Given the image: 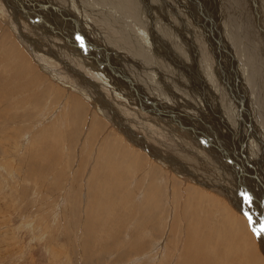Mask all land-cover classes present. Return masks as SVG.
<instances>
[{
  "label": "rangeland",
  "instance_id": "rangeland-1",
  "mask_svg": "<svg viewBox=\"0 0 264 264\" xmlns=\"http://www.w3.org/2000/svg\"><path fill=\"white\" fill-rule=\"evenodd\" d=\"M92 1L97 3L100 0ZM170 1L174 2L135 0L140 7L133 15V21L117 19L119 26L132 36H154L148 54L142 53L150 59L149 63L145 59V64L129 55L120 42L125 36L120 37L116 30L119 27L113 26L107 17V22L91 18L90 15L99 14V11L93 8L94 14H91L90 7L82 0H0V264H202L209 256L223 264H264L262 238L252 232L254 227L248 218L232 209L233 205L224 200L225 196L220 195L218 188L212 187L215 192L209 188L211 183L217 182L215 179L220 178L221 168L217 165L212 172L206 170L207 174L200 173L203 179L197 177L198 171L191 169L194 177L188 178L182 172L183 166L173 165L169 157V153L173 154L174 141L149 123L155 117L153 112L157 111V107L159 114L169 122L173 121L174 125L170 124L173 129H180L179 132L186 134L184 137L188 143L200 142L202 138L199 136L203 134L208 137L210 120L212 128L217 129L215 122L220 118L217 109L211 106L208 111H202L198 103L195 104L194 97L197 99L200 96L194 89L195 84L203 88L210 100L205 91L206 74L201 72L203 77L206 76L204 79L199 71V77L195 75L194 80L190 73L196 71L195 67L191 66L188 71L183 69L179 54L170 50L171 47L182 51L181 47H185L189 49L186 50L189 56L192 46L205 49L200 42L191 46L188 40L191 33L207 41V32H214V46L226 49L219 48L221 51L215 58H210L208 54L205 56L203 52L199 54L205 64L207 61L214 62L236 80H240L237 76L240 71L236 70L242 68V64L232 55L230 47L235 50L239 43L244 47L252 46L249 54L252 65L249 69L254 74L257 72L256 77L257 74L261 76L264 86V0H243V13L235 11L238 20L235 17L237 28L234 29L240 34L238 43L232 38L224 42L218 38L225 32L223 20L234 12L230 7L231 0H195L199 7L192 9V15L197 18L199 27L192 23V26L184 24L188 19V12L184 10L181 15L184 19L179 21L186 28H179L181 33L174 30L172 35L176 46L168 47L163 34H167L166 22L171 14L167 16L164 4L171 10ZM115 5V9L122 10ZM146 5L150 6L148 14ZM54 8L56 12H53ZM229 9L232 12L229 13ZM92 22L93 26L89 28ZM157 26L163 33L160 38L151 33ZM198 28L204 33L203 38L197 33ZM96 30L104 33L105 38H112L111 42L116 39L117 50L112 47L114 42L110 46L107 41L102 43ZM47 37L52 38L55 44H44ZM95 37L98 39L95 40ZM85 43L90 47L86 48ZM34 46L53 54L49 59L51 63L43 62ZM55 48L62 50L63 54L55 53L58 52ZM108 52L111 55L115 53L109 57ZM106 57L108 68L102 67L100 62H104ZM192 58V55L188 57L190 61ZM224 58L227 60L225 66ZM235 60L237 63L233 64ZM13 61H16L15 64ZM49 66L53 75L48 71ZM231 66L236 73L230 72ZM98 73L101 75H96ZM109 73L113 81L108 78L111 86L107 87L106 82L103 84L101 81ZM181 81H186L187 85L183 87ZM73 85L76 89H71ZM87 89L94 98H87L78 92ZM242 90L238 88V96H241L239 92L242 93ZM162 101L173 104V108L181 107L183 115L163 114L171 109ZM244 103L248 105L228 110L231 121L236 125V131L232 128L236 141L232 143L229 140L227 144L222 125L217 130L219 136L223 135L224 138L220 137L226 147L233 152L232 156H238L241 148V153L247 152L244 155L250 160L249 170L254 172L258 168L261 170L256 159L264 158V153L254 155L252 145L257 142L250 129L257 123L256 111L251 109L249 101ZM191 104H195L198 110ZM100 108L105 110L103 114ZM214 147L221 152L217 146ZM150 148L162 156L163 161L149 154ZM241 153L239 157H242ZM262 162L264 165V160ZM246 183L248 186L249 181L246 180ZM147 188L150 198H146ZM247 190L253 192L254 188L249 185ZM226 209H231L234 219L241 223V240L234 238L232 233L233 238L230 234L225 236L227 239L220 238L222 231H232L229 226L219 223L224 222L222 217ZM258 222L262 223V220ZM205 235L210 238L207 243L203 240ZM210 241L214 243L212 246ZM199 242L201 246L197 248ZM215 255L217 259L213 258Z\"/></svg>",
  "mask_w": 264,
  "mask_h": 264
},
{
  "label": "bare ground",
  "instance_id": "bare-ground-1",
  "mask_svg": "<svg viewBox=\"0 0 264 264\" xmlns=\"http://www.w3.org/2000/svg\"><path fill=\"white\" fill-rule=\"evenodd\" d=\"M54 1V0H53ZM73 1V0H72ZM83 3L89 8L90 7V13L91 14H94V12L92 11L93 8L97 9L95 10L96 12L99 11V14L96 13L95 15H90L91 18H95L97 19V22L98 21H102V22H107L109 19L111 20V22L113 23V26H116V27H119L118 29H116L119 33H120V37H123V39L120 40V42L122 43V45L125 47V49L127 50V52L129 53V55H132L134 57V59L136 60L137 58L138 59H141V62L144 61L145 64H147V61L149 63V60L148 58H146L144 55H142L143 52H146L148 54L149 52V49H150V46L153 44V37L152 35H145V36H141V37H137V36H132L130 32H128L126 29L122 28L119 26L118 22H117V19H127V20H131L133 21V15L134 14H137L138 11H139V7H140V4H137V2H134L135 0H114L115 3H112L110 0H100L99 2L97 3H93L92 0H82ZM183 1V2H182ZM182 1H177V0H174L173 1H170L169 2V8L171 10L168 9V7L166 6V4H164L165 6V9L167 11V16L169 14H171L166 22V26H167V34H163L161 32V30H158V26L154 28V31L151 30V33L154 34L155 36L159 37L160 38V35L163 34L165 40L164 42H166V44L169 46H176V41L173 40V33H174V30L176 31H179V28L181 27H185L183 24L181 25L180 24V21L179 19H184L182 18V14L184 13V10H186V12H188V19L186 20V22H184V24L186 26H189L192 24L194 26H198V23H197V18H194V16L192 15L193 12H192V9H196L199 7L198 5V2H196L195 0H182ZM41 2V1H40ZM45 2V1H44ZM175 3V4H174ZM229 3V2H228ZM227 3V4H228ZM118 7H121L122 10H119V9H115L116 5ZM41 5V4H40ZM39 5V6H40ZM51 5V4H50ZM83 5V4H81ZM98 5H103V7L99 8ZM143 5V4H142ZM226 5V3H225ZM224 5V6H225ZM263 5V4H262ZM222 6V8L224 7ZM229 6V5H228ZM38 7V6H37ZM76 7V6H75ZM92 7V8H91ZM230 7L232 8V10L234 11L233 14L231 13L230 15H227L228 17H226V19L223 20V27H224V30L225 32L222 33V35H219L218 38L221 42H224V41H230V39L232 38L234 41H239L240 37L238 35V33H236V30L234 29L236 27V24H237V20H238V15L237 17L234 15L235 11L238 12V13H243L241 10L245 9V5H244V2L243 0H231V3H230ZM40 8V7H39ZM99 8V10H98ZM185 8V9H184ZM225 8V7H224ZM227 8V7H226ZM107 9V10H106ZM150 9V6L146 5V14H148V10ZM228 9V8H227ZM143 10V9H142ZM218 10V9H217ZM223 10V9H222ZM221 10V11H222ZM229 13L232 12L230 9L228 10ZM53 12H56L55 11V8L53 10ZM219 12V10L217 11ZM215 12V14L217 13ZM221 13V12H219ZM248 13V12H247ZM11 14V13H9ZM36 14V13H35ZM214 14V15H215ZM249 14V13H248ZM47 15V14H46ZM49 15V14H48ZM47 15V16H48ZM182 15V16H181ZM186 15V14H185ZM87 16V15H85ZM96 16V17H94ZM221 16V14H219V16L217 15L218 19L219 17ZM247 16V15H246ZM251 16V15H250ZM49 17V16H48ZM47 17V18H48ZM89 17V16H88ZM106 17L109 18L107 21H106ZM113 17V19H111ZM237 20H236V18ZM240 17V16H239ZM90 18V19H91ZM242 18V16H241ZM222 19V17H221ZM248 19V18H246ZM9 21V20H8ZM7 21V23H9ZM92 21V19L90 20ZM94 21V20H93ZM16 22V21H15ZM175 22V24H174ZM229 22V23H228ZM247 22V21H246ZM96 23V22H95ZM100 23V22H99ZM98 23V24H99ZM192 23V24H191ZM87 24V23H86ZM93 22L91 23V26L92 27L93 25ZM97 24V25H98ZM103 24V23H102ZM189 24V25H188ZM106 25V24H105ZM181 25V26H180ZM221 25V24H220ZM10 26H11V23H10ZM109 26V25H107ZM163 26V25H162ZM227 26V27H226ZM229 26H230V32H229ZM232 26V27H231ZM239 26V25H238ZM109 28V27H108ZM186 28V27H185ZM221 28V27H220ZM237 28V27H236ZM240 28H243V27H240ZM239 28V29H240ZM84 29H87V27H85ZM95 29V28H94ZM113 29V28H112ZM161 29V28H160ZM165 29V28H164ZM196 29V28H194ZM200 28H198L199 30ZM109 30V29H108ZM114 30V29H113ZM182 30V29H181ZM190 30V28H189ZM193 30V29H192ZM197 30V29H196ZM222 30V29H221ZM223 30V31H224ZM15 31H17L15 29ZM19 31V30H18ZM26 31V30H25ZM30 31V30H29ZM97 31V30H96ZM191 31V30H190ZM195 31V30H194ZM245 31V30H243ZM87 32V31H86ZM238 32V30H237ZM242 32V31H241ZM97 37H99V39L102 38V40L100 42L104 43L107 41V45L110 46V44H112L114 42V45H112V47H115L113 49L117 50V43H116V39L115 41H112V38H105L104 36V33L100 32V31H97ZM117 33V32H116ZM129 33V34H128ZM181 33V32H180ZM202 38L204 37V33L203 32H197ZM214 32H207V41H203L201 38H198V36L196 35H193L192 36V33L190 35H188V40L191 44V46L193 45L194 42H200V43H203V46L205 49H197L195 46H192V50H190V53L192 55V61H190L188 59L189 55L188 56V53L186 52V50H189L188 48L185 49V47H181L182 48V51L180 50H177L175 48H171L170 47V50H172V52L175 54V52H177V54H179V59L181 60V62L183 63V69H185L186 71H188L187 69H189L191 66L195 67V72L194 71H191L190 75L191 77L194 79L195 78V75L198 76L199 74V71L200 73L202 72L203 74H206L207 76V84L205 85L206 87V90L208 92V95L210 96V100L208 98H206V95L205 93L203 92V88L200 89V87H198L196 84H195V91H198V94L200 96H197V99L196 97L195 98V104L198 103V107L203 111L206 109V111H208L209 109H211V106H213L214 109H217V116H219V120H216V124H217V129L218 128H221L220 125H222V129L224 130V137H225V142L228 144L229 143V140H231V142L233 143L234 140H235V134L234 132L232 131V128L233 130L236 131V125L233 121H231L230 119V112L228 111L230 108H237V107H240V108H243L245 107L246 105L248 104H245L244 102L246 101H249L250 103V107L251 109H254L256 111V124L253 126L252 129H250L251 131H253L252 133L255 135L254 136V139L256 138V141L255 143L257 142L256 145H252V147L254 146V151L255 152H258V153H255L254 151V155L256 156L257 154H261V153H264V86H263V81H262V78L261 76L259 77L258 74H257V77H256V73L254 74L253 70L252 69H249V65H252V62L250 64V61H249V54H250V51L252 48V46H247V47H244L242 46L240 43L238 44V46H236V49L233 50V47H230L231 49V53L232 55L236 58L237 61H239L241 64H242V68H238L236 71H240L239 74H237L238 78L240 80H236V78H232V75L224 68H221L217 65L214 64V62H210L207 61L208 63L205 64V62H203V57L199 54L201 52L204 53V55L206 56V54H208L210 56V58L214 57L215 58V55L218 54L217 52L219 51L220 53V49H222L223 51L226 49L225 47L221 46V47H215L214 44H213V41H214V35H213ZM229 33V34H228ZM240 33V32H239ZM185 34V33H183ZM255 34V33H254ZM95 35V34H94ZM115 35V34H114ZM248 36V35H247ZM244 37V40L246 39V37ZM251 36V34H250ZM259 36V34H258ZM264 36V35H263ZM261 37V36H259ZM96 38V37H95ZM116 38V37H115ZM253 38V35L251 36V39ZM3 39V37L1 38ZM98 38H96L95 40H97ZM106 39V40H105ZM187 39V37H186ZM248 39V38H247ZM63 40V39H62ZM94 40V38H93ZM123 40V42H122ZM2 41V40H1ZM59 41V40H58ZM86 41V40H85ZM254 41V40H253ZM261 41V40H260ZM259 41V42H260ZM44 41L40 42L43 43ZM56 42V41H55ZM66 42V41H65ZM64 42V43H65ZM84 42V41H83ZM258 42V43H259ZM262 42V41H261ZM55 44L54 42H52V38L48 39L47 37V40L46 42H44V44ZM92 43V42H91ZM199 43V44H200ZM243 43V42H242ZM246 43H248V41L246 40ZM263 43V42H262ZM36 44V43H35ZM44 44H42L44 46ZM119 44V43H118ZM162 44V43H160ZM244 44V43H243ZM253 44V43H251ZM38 45V43H37ZM58 45L62 48V44L61 43H58ZM85 47H90V44H84ZM106 45V46H107ZM148 45V46H147ZM165 45V44H164ZM234 45V44H233ZM237 45V44H236ZM247 45V44H246ZM259 45V44H257ZM9 46V45H8ZM20 46V45H19ZM47 46V45H46ZM92 46V45H91ZM255 46V45H254ZM69 47V46H68ZM82 47V46H81ZM101 47V46H100ZM120 47V46H118ZM201 47V46H200ZM256 47V46H255ZM35 48V46L33 47ZM32 48V49H33ZM66 48V47H65ZM97 48V47H96ZM107 48V47H106ZM105 48V49H106ZM160 48V47H159ZM55 49H58L57 51L58 52H55V53H61L63 54V51L59 50V48H55ZM158 49V48H157ZM260 49V48H258ZM34 50V49H33ZM36 52H39L40 54V59L47 63L49 62V59H50V55L54 56L53 54H48L46 50H39V48H35ZM109 50V49H108ZM113 50V51H115ZM65 51H68V49H66ZM75 51V50H74ZM77 51V50H76ZM83 51V50H82ZM132 51V53H131ZM148 51V52H147ZM41 52H43V54H41ZM54 52V51H52ZM111 53V51H109ZM108 52V53H109ZM124 52V51H122ZM126 52V51H125ZM152 52V51H151ZM16 53V52H14ZM32 53V52H31ZM65 53V52H64ZM73 53V52H72ZM75 53V52H74ZM109 53V54H110ZM115 53V52H114ZM113 53V54H114ZM141 53V54H140ZM167 53V51H166ZM165 53V54H166ZM212 53V55H210ZM66 54V53H65ZM112 54V55H113ZM120 54V53H119ZM145 54V53H144ZM48 55V56H47ZM68 55V54H67ZM77 55V54H76ZM111 54L109 55L112 56ZM121 55V54H120ZM146 55V54H145ZM13 56V55H11ZM39 56V55H38ZM37 57V59H39V57ZM47 56V57H46ZM117 57L119 55H116ZM154 56V55H153ZM15 57V56H14ZM115 57V55L113 56ZM122 57V55H121ZM121 57L119 58L121 61ZM151 57V56H150ZM17 58V57H16ZM15 58V59H16ZM89 58V57H87ZM123 58V57H122ZM14 59V58H13ZM78 61H80L79 58H77ZM106 59V60H105ZM103 62V60H101V64H102V67L104 68H108V58L106 57ZM118 59V60H119ZM137 59V60H138ZM147 61H146V60ZM153 59V58H152ZM257 60H259V58H256ZM256 59H255V63H256ZM87 60V59H86ZM208 60V59H207ZM213 60V59H212ZM235 60V63H237V61ZM252 60V59H250ZM22 61V60H20ZM37 61V60H36ZM60 61V60H59ZM163 61V60H162ZM168 61L170 62L171 61V58L170 56L168 57ZM16 62V61H13V63ZM18 62V61H17ZM29 62V61H28ZM63 62V61H62ZM124 62V60L122 61ZM161 62V61H160ZM159 62V63H160ZM166 62V61H165ZM264 62V61H263ZM39 63V62H38ZM51 63V62H49ZM104 63V64H103ZM137 63H140V61H138ZM167 63V62H166ZM227 63V60L224 58L223 59V66H225ZM15 64V63H14ZM23 64V63H22ZM48 64V63H47ZM64 64V63H63ZM92 64V62H91ZM90 64V66H92ZM169 64V63H168ZM17 65H19L17 63ZM88 65H89V62H88ZM87 65V66H88ZM94 65V64H93ZM124 65V64H123ZM128 65V64H127ZM150 65V64H149ZM148 65V67H149ZM11 66V65H10ZM9 66V67H10ZM21 66V65H20ZM141 66V65H140ZM154 66V65H153ZM237 66V65H236ZM25 67H27V65H25ZM53 67V66H52ZM66 67H68V64H66ZM89 67V66H88ZM234 67V66H233ZM231 66L230 68V72L233 73L236 71L235 70H232L233 68ZM13 69V67H11ZM50 66L48 67V71L50 72V74H52L51 70H49ZM81 68V67H80ZM110 68V67H109ZM192 68V67H191ZM256 68H258V66H256ZM5 69V68H4ZM10 69V68H8ZM154 69V68H153ZM106 71H110L109 69H105ZM12 71V70H11ZM178 70L175 69V72H177ZM148 72V71H147ZM171 72H173L171 70ZM174 72V73H175ZM13 73V72H12ZM10 73V74H12ZM24 73V72H23ZM56 73V72H55ZM93 73V72H92ZM151 73V72H150ZM202 73L200 76H202ZM178 75H180V72H177ZM188 74V73H187ZM53 75V74H52ZM96 75H101L100 73L96 74ZM189 75V74H188ZM12 76V75H11ZM205 76V77H206ZM57 77V76H56ZM94 77V76H93ZM152 77V76H151ZM188 76L186 75V78ZM199 77V76H198ZM197 77V78H198ZM203 77V76H202ZM205 77H203L205 79ZM102 78V76H101ZM104 81H101L103 84L106 82L105 85H107V87H109V82L107 81L108 78H110L112 81V75L111 73H109L108 76H104ZM190 78V77H188ZM89 79V78H88ZM87 79V80H88ZM96 79V78H95ZM191 79V78H190ZM196 79V78H195ZM194 79V80H195ZM81 80V79H80ZM82 81V80H81ZM95 80H93L94 82ZM199 81V80H198ZM5 82V81H4ZM3 82V84H4ZM85 81H83V84ZM197 82V81H196ZM201 82V80H200ZM203 82V81H202ZM217 82V83H216ZM127 83V82H126ZM182 86L185 87L187 84L186 81L182 82ZM194 84V83H193ZM100 85V84H99ZM201 85V84H200ZM86 86V85H85ZM88 86V85H87ZM102 86V85H100ZM111 86V85H110ZM106 87V88H107ZM3 88V87H2ZM76 89V87L73 85L71 86V89ZM121 88V87H120ZM125 88V87H124ZM159 88V87H158ZM238 88H243L242 90V93L239 92V95L241 96H238ZM94 89V88H93ZM193 89V88H192ZM200 89V90H199ZM245 89V90H244ZM182 90V89H181ZM111 91H114L116 93V91L114 89H111ZM148 91V90H147ZM78 92H81V94L84 96H86L87 98H94L93 97V93L91 94L90 93V89L86 90V91H79ZM87 94H86V93ZM129 92V90H128ZM193 92V91H191ZM151 94V93H150ZM235 94V95H234ZM182 95V94H181ZM195 95V93H194ZM204 96V97H201ZM98 96V95H97ZM184 95H182L183 97ZM196 96V95H195ZM201 97V98H200ZM223 98V101L221 102V99ZM98 99V98H97ZM131 99V98H130ZM166 99V98H165ZM168 99V98H167ZM241 101V102H240ZM96 103V102H95ZM159 103V102H158ZM163 103V101H162ZM164 105H167V107L169 108L170 111H164L163 109H161L163 112V114H171V116H177V114H182L183 115V111L180 108H177L175 106V108H173L172 106H174L173 104L171 105V103H168L167 101H165L163 103ZM161 104V105H163ZM194 104V106L196 107V105ZM120 105V104H119ZM143 105V104H142ZM177 105V104H175ZM192 105V104H191ZM193 106V105H192ZM193 106V107H194ZM83 107V106H82ZM144 107V106H143ZM192 107V108H193ZM205 107V108H204ZM221 107V108H220ZM163 108V107H162ZM97 109H99L97 107ZM101 109V114H103V112H105L104 109L100 108ZM149 109V108H148ZM155 109H157L156 112H153V114L155 115V117L153 119H151L149 121V123L152 125V126H155L157 128H160L162 131L161 133H164V134H167V137L169 136L174 142H172V140L170 142L174 143V149H173V154L171 152L172 155H170L169 153V157H171L172 159V164L173 165H181L183 166V174L185 173L188 178H191V176H193V171H198L199 173V179L201 177V179H203V177L201 176L202 173H205L204 171L208 170L210 172H212L213 170H215L214 168L216 167L217 168V165H218V168L220 167L221 168V172H220V178H217L215 180H217V182H213L211 183V187L207 186V188H212V187H215L216 189L218 188L220 190V195H224V200L229 202L230 205H233V208L232 209H235L237 212L239 213H243L245 215L246 218H248V221L249 223L255 227V228H259L261 226V224H264V165H263V160L264 158H257L256 161L257 163H259V165H261V170H258L256 169V167H254L253 169H256V170H253L254 172H251L249 170V166H250V160L248 159L247 156H245L244 154L247 153H241V149L237 152L238 153V156H232L233 152H231L230 149H228L226 147V145L224 144L223 140L221 139L223 137V135H220L222 137H220L218 135V130L217 129H214L212 128V125H213V122L212 120L211 123H210V131L215 135L213 136V134L208 131L207 129V132L210 134H208V137L211 136V137H207L205 134L203 135H198L200 138L202 139H199L200 142L198 141H192L193 143H188L185 139V135H183L182 132H179L180 129H173V127H171L170 124H173V121L169 122V120H166L164 116H162L161 114H159V110L157 107H155ZM197 109V107H196ZM195 109V110H196ZM142 110V109H140ZM194 110V111H195ZM198 110V109H197ZM187 111V110H186ZM211 111V110H210ZM99 112V113H100ZM138 113H140L138 111ZM162 113V112H161ZM187 113V112H186ZM197 113V112H195ZM211 113V112H209ZM108 114V112H107ZM201 114V113H200ZM203 114V113H202ZM78 116V115H77ZM181 116V115H180ZM179 116V117H180ZM199 116V115H198ZM197 116V117H198ZM192 117V116H191ZM195 117V116H194ZM258 117L260 118L258 120ZM151 118V117H150ZM148 119V118H147ZM181 119V118H180ZM206 120V119H205ZM222 121H224V123H222ZM136 123V122H135ZM177 123V122H175ZM181 123V122H180ZM183 123V122H182ZM141 124V123H140ZM184 124V123H183ZM192 124V123H191ZM198 124H201V123H198ZM197 124V125H198ZM209 124V123H208ZM212 124V125H211ZM225 124V125H224ZM177 125V124H176ZM178 125H180L178 123ZM203 125V124H202ZM136 126V125H135ZM194 126V125H193ZM196 126V125H195ZM180 127V126H179ZM190 127V126H189ZM188 127V128H189ZM205 127V126H204ZM208 127V126H207ZM181 129L182 126L180 127ZM202 128V127H201ZM177 130V131H176ZM192 130H197L196 128ZM229 130H231L232 132H229ZM181 131V130H180ZM183 131V130H182ZM198 131V130H197ZM245 131V130H244ZM185 132V130H184ZM228 132V134H227ZM193 133H195L193 131ZM192 133V134H193ZM198 133V132H197ZM222 133V131H221ZM196 134V133H195ZM200 134V132H199ZM245 135V134H244ZM192 136V135H191ZM197 136V135H196ZM206 136V137H205ZM223 137V138H224ZM238 137V136H237ZM169 138V139H170ZM190 138V137H189ZM195 138V137H193ZM245 138H248V137H245ZM219 139L221 140L219 142ZM242 139V138H241ZM188 140V139H187ZM190 140V139H189ZM188 140V141H189ZM198 140V138H197ZM236 141V140H235ZM139 142V141H138ZM198 143L199 145H197L196 143ZM248 142V141H247ZM244 143V142H243ZM168 144V143H167ZM245 144V143H244ZM248 144V143H246ZM132 145V144H131ZM138 145H141V144H138ZM232 145V144H231ZM204 149L202 150L201 147ZM204 146V147H203ZM214 146H217L221 152L219 150H217ZM230 146V145H229ZM137 147V146H136ZM245 146L243 145V148ZM151 149V148H150ZM235 149V148H234ZM155 150V149H154ZM233 150V149H232ZM246 149L244 148V151ZM170 152V151H169ZM235 152V151H234ZM225 153V154H224ZM242 154V157H239V154ZM149 154H152L154 155V157H156V159H160L161 161H163V157L158 155L156 152H154L152 149H151V153ZM234 155V154H233ZM252 158V157H251ZM167 161V160H166ZM136 162V161H135ZM168 163L171 164L170 161H167ZM197 164V166H196ZM205 167V168H204ZM192 169V170H191ZM191 170V174H190V171ZM111 171V169H110ZM110 171H108L110 173ZM113 171V170H112ZM117 171V170H116ZM207 171V172H208ZM217 173V171H215ZM263 172V174H262ZM201 173V174H200ZM215 173V174H216ZM113 175L115 174L114 171L112 173ZM207 174V173H205ZM213 174V173H212ZM228 174V175H227ZM247 176H250V177H246L245 175ZM198 175V174H197ZM227 175V176H226ZM252 175H255V177H253ZM204 176V175H203ZM121 177V176H120ZM194 177V176H193ZM216 177V175H215ZM205 178V177H204ZM116 179V178H115ZM119 179V178H118ZM198 179V178H196ZM110 180V179H109ZM246 180L249 181L248 183V186H247V183H246ZM116 181V180H115ZM204 182V181H203ZM208 182H209V179H208ZM117 184V183H115ZM198 184V183H197ZM199 184H202L199 182ZM204 185H206V181L204 183ZM249 185H251L253 188H254V191L251 192L248 189ZM125 186V185H124ZM126 187V186H125ZM206 187V186H205ZM204 187V188H205ZM213 189V188H212ZM211 189V190H212ZM148 190V188L146 189ZM207 190V189H206ZM218 190V191H219ZM214 191V189H213ZM196 192V191H195ZM215 192V191H214ZM241 193H244V194H247V196H249L251 199L250 201L246 198V197H242L241 196ZM150 191L148 190L147 192V197L146 198H150ZM153 197V196H152ZM185 199V198H184ZM194 199V198H193ZM221 199V198H220ZM148 200V199H146ZM151 201H148V203H150ZM151 204V203H150ZM213 206V205H212ZM215 206V205H214ZM231 208V206H229ZM149 209V208H148ZM155 209V208H154ZM198 209V208H197ZM216 210H219L216 208ZM227 212H225L224 210V215L222 217V219H224V222H219L220 224H224L225 226H229L230 229H232V231H227V230H224L220 233V238L221 237H224L227 236L228 234H230L232 236V234L234 235V238L236 237L238 240H241L240 236H241V233L243 234L242 230H241V223L238 222V220H235L234 219V213L233 211H231V209H226ZM151 211V210H150ZM205 211V210H203ZM202 211V212H203ZM152 212V211H151ZM206 212V211H205ZM209 213V212H207ZM221 213V212H220ZM238 213V214H239ZM222 214V213H221ZM192 215V214H191ZM195 215H196V211H195ZM209 215V214H208ZM241 215V214H240ZM220 216V215H219ZM207 217V216H206ZM211 217V216H210ZM214 217V216H213ZM226 217V218H225ZM249 217L251 219H249ZM199 218V217H198ZM191 219V218H190ZM189 219V220H190ZM220 219V218H219ZM238 219V218H237ZM188 220V221H189ZM262 220V223H259L258 221H261ZM114 221V220H113ZM121 221V220H120ZM197 221V220H195ZM239 223V224H238ZM189 226V225H188ZM190 228V227H188ZM193 228V227H191ZM198 228V227H197ZM218 228V227H217ZM187 229V228H186ZM200 229V228H199ZM216 229V228H215ZM248 230V229H247ZM187 232H190L189 229L186 230ZM253 232V231H252ZM232 233V234H231ZM244 236V235H243ZM210 237V236H209ZM219 237V236H218ZM245 237V236H244ZM228 238L230 239V237L228 236ZM233 238V236H232ZM262 238V241H260L261 243V247L264 248V237H260ZM208 239L210 240V238H206V235L203 237V240H206V243L208 242ZM227 239V238H225ZM250 239V238H248ZM222 240V239H221ZM261 240V239H260ZM215 240H213L214 242ZM211 242V246H212V241ZM218 242V241H216ZM228 242V241H226ZM205 243V241H204ZM214 244V243H213ZM242 244H244L242 242ZM190 245V244H189ZM221 245V244H220ZM248 245V244H247ZM251 245V244H250ZM193 246V245H192ZM201 246V243L199 242V244H197V248ZM203 246V245H202ZM208 246V244L206 245ZM190 247V246H189ZM195 247V246H194ZM218 249V248H217ZM193 250V249H192ZM216 249H214L213 251L215 252ZM221 250V247L219 249V251ZM250 250V249H248ZM195 256L197 255V250L193 251ZM217 252V250H216ZM188 253H189V250H188ZM207 253V252H206ZM210 253V252H209ZM219 253V252H218ZM253 253V251H252ZM251 253V254H252ZM191 254V253H190ZM194 254H191V255H194ZM220 254V253H219ZM250 254V255H251ZM202 256V255H201ZM192 257V256H191ZM190 257V258H191ZM213 258L217 259L218 256L215 255ZM247 258H249L247 256ZM200 259V258H199ZM246 259V258H245ZM191 260V259H190ZM202 260V259H200ZM244 260V259H243ZM249 260L251 261V259L249 258ZM194 261V260H192ZM197 261V260H196ZM195 261V262H196ZM203 261V260H202ZM193 263V262H192ZM220 264L222 263V261L219 262H216V260H213L212 259V256H209L202 264ZM227 263V262H226ZM229 263V262H228ZM250 263V262H249ZM223 264V263H222ZM231 264V263H230Z\"/></svg>",
  "mask_w": 264,
  "mask_h": 264
},
{
  "label": "snow or ice",
  "instance_id": "snow-or-ice-1",
  "mask_svg": "<svg viewBox=\"0 0 264 264\" xmlns=\"http://www.w3.org/2000/svg\"><path fill=\"white\" fill-rule=\"evenodd\" d=\"M78 39H82V38H80V37H77ZM241 196L242 197H246L249 201H250V197L249 196H247V194H244V193H241ZM249 219H251L250 217H249ZM252 231H253V233L257 236V237H264V224H261V226L259 227V228H253L252 229Z\"/></svg>",
  "mask_w": 264,
  "mask_h": 264
}]
</instances>
